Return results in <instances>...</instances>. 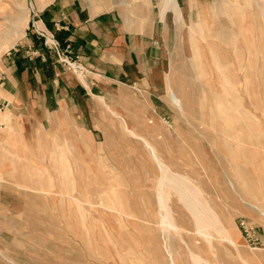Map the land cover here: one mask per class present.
Returning <instances> with one entry per match:
<instances>
[{
	"label": "rangeland",
	"instance_id": "1",
	"mask_svg": "<svg viewBox=\"0 0 264 264\" xmlns=\"http://www.w3.org/2000/svg\"><path fill=\"white\" fill-rule=\"evenodd\" d=\"M51 1L0 0V57L40 39ZM158 30L156 61L87 133L0 126V264H264V0H200Z\"/></svg>",
	"mask_w": 264,
	"mask_h": 264
},
{
	"label": "crops",
	"instance_id": "2",
	"mask_svg": "<svg viewBox=\"0 0 264 264\" xmlns=\"http://www.w3.org/2000/svg\"><path fill=\"white\" fill-rule=\"evenodd\" d=\"M168 1L175 8L141 12H95L72 0L43 6L36 26L52 34L63 50L69 47V57L84 74L68 71L29 30L0 57V126L26 141L39 132L60 129L62 123L87 133L98 121L99 103L119 85L139 84L144 63L156 61V44L163 37L158 27L165 25L167 16L191 10L200 0Z\"/></svg>",
	"mask_w": 264,
	"mask_h": 264
},
{
	"label": "built area",
	"instance_id": "3",
	"mask_svg": "<svg viewBox=\"0 0 264 264\" xmlns=\"http://www.w3.org/2000/svg\"><path fill=\"white\" fill-rule=\"evenodd\" d=\"M37 35L42 39L43 46L46 50L54 54L60 64H62L68 71L75 75L84 74L81 65L69 57V47L64 50L61 48L59 42L53 37L52 34L44 31H36ZM2 86V75L0 73V87Z\"/></svg>",
	"mask_w": 264,
	"mask_h": 264
},
{
	"label": "bare ground",
	"instance_id": "4",
	"mask_svg": "<svg viewBox=\"0 0 264 264\" xmlns=\"http://www.w3.org/2000/svg\"><path fill=\"white\" fill-rule=\"evenodd\" d=\"M14 42H15V41H14ZM11 44H13V42H12ZM10 47H11V45L9 44L6 48H10ZM220 52H221V51H220ZM223 57H224V56H223ZM218 58H219V57H218ZM205 63H206V62H205ZM202 66H203V65H202ZM220 75H221V74H220ZM223 91H224V90H223ZM222 95H223V94H222ZM215 102H216V101H215ZM220 102H221V101H220ZM227 107H228V106H227ZM228 108H229V107H228ZM208 110H209V109H208ZM216 112H217V111H216ZM231 112H233V110H231ZM222 113H223V112H222ZM225 113H226V112H225ZM234 113H236V112H234ZM239 113H240V111H239ZM227 114H228V113H227ZM240 114H241V113H240ZM223 115H224V114H223ZM223 115H222V116H223ZM228 115H229V114H228ZM235 115H236V114H235ZM244 115H245V114H244ZM244 115H243V116H244ZM222 116H221V117H222ZM230 116H231V115H230ZM224 117H225V116H224ZM237 117H238V116H237ZM245 118H246V117H245ZM225 119H227V118H225ZM230 119H231V118H230ZM226 121H227V120H226ZM248 121H249V120H248ZM220 122H221V121H220ZM250 122H251V121H250ZM226 123H227V122H226ZM235 123H236V122H235ZM230 124H231V122H230ZM236 124H237V123H236ZM236 124H234V125H236ZM239 124H240V123H239ZM248 124H250V123H248ZM222 125H223V124H222ZM227 125H228V123H227ZM231 125H232V124H231ZM237 125H238V124H237ZM253 125H254V124H253ZM238 126H239V125H238ZM220 127H221V126H220ZM230 127H232V126H230ZM240 127H241V126H240ZM240 127H239V128H240ZM223 128H224V127H223ZM227 129H228V127H227ZM227 129H226L225 133L227 132ZM231 129H232V128H231ZM223 130H224V129H223ZM234 130H235V129H234ZM240 130H241V128H240ZM229 132H230V131H229ZM229 132H227V134H225V135H226V136H227V135L229 136V135H230V134H228ZM235 132H237V131H235ZM240 132H241V131H240ZM247 133H248V132H247ZM244 135H245V134H244ZM231 136H232V134H231ZM231 136H230V137H231ZM227 138H228V137H227ZM230 139H231V138H230ZM243 139H244V138H243ZM246 139H247V140H246ZM246 139H244V140L248 141L249 138L247 137ZM249 140H250V139H249ZM244 142H245V141H244ZM198 214H199V213H198ZM164 251H165V250H164ZM167 251H168V250H167ZM170 257H171V256H170ZM171 261H172V259H171Z\"/></svg>",
	"mask_w": 264,
	"mask_h": 264
}]
</instances>
